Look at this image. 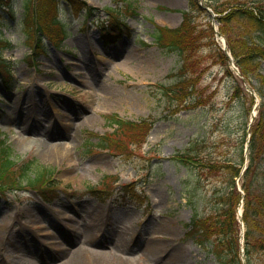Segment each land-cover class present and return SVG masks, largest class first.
Instances as JSON below:
<instances>
[{"label":"rangeland","instance_id":"1","mask_svg":"<svg viewBox=\"0 0 264 264\" xmlns=\"http://www.w3.org/2000/svg\"><path fill=\"white\" fill-rule=\"evenodd\" d=\"M81 1L93 8L88 17L58 0L56 16L67 35L56 47L47 42L34 61L20 20L22 0L1 9L0 40L10 45L0 48L9 72L7 82L0 79V131L14 157L31 160L34 174L49 171L55 188L0 194V264H217L185 231L195 214L217 208L227 171L198 178L172 157L192 150L236 162L245 117L256 113L258 99L252 105L249 85L226 73L217 54L221 41L205 29L212 17L196 11L204 32L194 50L198 75L190 97L204 105H171L165 87L175 83L181 62L153 42L152 30L178 26L188 0ZM111 21L124 24L122 32ZM101 24L116 35L101 37ZM259 68L264 78V61ZM236 84L240 97L233 99ZM107 115L153 124L140 146L115 154L96 145L97 135L112 131ZM254 188L264 194V157Z\"/></svg>","mask_w":264,"mask_h":264},{"label":"trees","instance_id":"2","mask_svg":"<svg viewBox=\"0 0 264 264\" xmlns=\"http://www.w3.org/2000/svg\"><path fill=\"white\" fill-rule=\"evenodd\" d=\"M11 0H0L1 8ZM75 11H82L89 16L93 9L81 0H60ZM58 0H22L20 20L26 39L31 42L32 60L44 54L47 42L56 47L67 35L65 26L56 16ZM218 16L219 31L226 38L227 50L233 57L234 63L242 78L249 82L255 81L251 88L258 95L260 101L257 106V116L249 129L248 163L240 176L239 184L243 192L241 195L235 186V178L239 176L243 162V145L246 141V131L243 132L240 142V156L236 162L226 160L217 161L212 158L200 157L190 152H178L173 159L183 164L188 172L198 171L201 175H216L226 170L228 179L226 186L221 188L215 202L217 208L209 214H195L186 225V236L198 247L213 255L217 264H243L240 254V223L237 219V207L242 199V221L244 225L243 257L245 264H264V194L254 188L259 163L264 157V78L260 74V63L264 61V2L252 1L251 5L244 6L239 3L213 6L208 4ZM187 11H182V21L175 28L155 26L152 37L158 47L165 52L176 53L181 62L175 75V83L165 87L169 94L171 105L183 109H195L204 105L198 97H190L196 86L197 75L194 71V60L197 57L194 50L199 49L204 30L197 29L193 13L201 10L197 0H188ZM112 14L114 9L107 8ZM199 12V13H200ZM224 13V14H223ZM223 14V15H221ZM1 15V14H0ZM239 24L236 30L231 24ZM117 27L122 32L123 26ZM206 31L213 36L210 23H205ZM102 37H112L114 29L100 26ZM232 34V35H231ZM10 44L0 40V48H7ZM217 54L225 66L226 73L232 76L228 69V58L224 51L217 48ZM1 63V61H0ZM5 67L0 66L2 76L7 75ZM239 84L234 87L231 97L239 98ZM196 93V92H195ZM252 104V98L249 97ZM175 110V111H176ZM107 123L115 125L111 133L97 137L96 143L100 148H107L110 153L124 154L132 145L140 146L151 129L153 122L149 119L139 121L123 120L116 115H107ZM248 116L245 117V126ZM32 161L21 163L13 155L12 148L6 143L0 131V191L18 190L25 185L39 192L52 183L49 172L38 170L37 175L31 172ZM33 175V176H32ZM224 182V180H223ZM23 183H25L23 185ZM36 184H40V188ZM45 187H44V186ZM44 188V189H43ZM40 190V191H41Z\"/></svg>","mask_w":264,"mask_h":264},{"label":"bare ground","instance_id":"3","mask_svg":"<svg viewBox=\"0 0 264 264\" xmlns=\"http://www.w3.org/2000/svg\"><path fill=\"white\" fill-rule=\"evenodd\" d=\"M175 255H176V257H177V256L179 257V255H177V254H175ZM175 255H174V256H175ZM76 260H77V259H76ZM76 260L71 261V263H72V264H75V261H76Z\"/></svg>","mask_w":264,"mask_h":264}]
</instances>
